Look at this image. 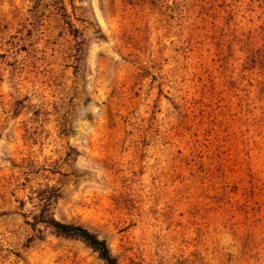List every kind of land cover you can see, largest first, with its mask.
I'll list each match as a JSON object with an SVG mask.
<instances>
[{"label":"rangeland","instance_id":"374dc122","mask_svg":"<svg viewBox=\"0 0 264 264\" xmlns=\"http://www.w3.org/2000/svg\"><path fill=\"white\" fill-rule=\"evenodd\" d=\"M264 264V0H0V264Z\"/></svg>","mask_w":264,"mask_h":264},{"label":"trees","instance_id":"16d2710c","mask_svg":"<svg viewBox=\"0 0 264 264\" xmlns=\"http://www.w3.org/2000/svg\"><path fill=\"white\" fill-rule=\"evenodd\" d=\"M28 222L32 228H35L38 224H42L58 235L79 239L96 252L99 259L103 261V264H117L106 242L83 226L59 221L48 211L46 212V210H40L37 214H34L32 220Z\"/></svg>","mask_w":264,"mask_h":264}]
</instances>
